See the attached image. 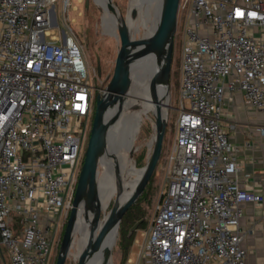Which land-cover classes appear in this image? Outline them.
Instances as JSON below:
<instances>
[{"label": "built area", "instance_id": "1", "mask_svg": "<svg viewBox=\"0 0 264 264\" xmlns=\"http://www.w3.org/2000/svg\"><path fill=\"white\" fill-rule=\"evenodd\" d=\"M56 4L66 14L69 0H0V264H48L92 126L95 74L68 25V35L48 32L58 29ZM179 4L165 189L141 234L146 244L126 264H245L242 204L264 199L238 186L237 148L219 119L234 92L264 119V0ZM256 132L264 136V123Z\"/></svg>", "mask_w": 264, "mask_h": 264}, {"label": "rangeland", "instance_id": "2", "mask_svg": "<svg viewBox=\"0 0 264 264\" xmlns=\"http://www.w3.org/2000/svg\"><path fill=\"white\" fill-rule=\"evenodd\" d=\"M146 11L141 20L136 18L138 10V0H110L111 4L115 6V9L118 10L120 16L124 19L126 18L129 26V34L132 39H140L144 31L149 30L157 22L159 16V11L162 7V0H146ZM185 1V0H182ZM55 18L58 29L49 28L48 32H54L59 34L60 31H64L65 35H68L67 26L71 29L72 38L75 40V43L81 49L82 55L85 58L86 65L88 67V73L94 75L93 79V88L95 94H97L107 85L111 76L112 70L114 67V62L116 59V53L119 48V40H117V28L115 20L111 14H105L101 5L96 0H69V5L66 11V14H63L60 10V7L56 4L55 6ZM121 12V13H120ZM64 18H66V24L64 23ZM182 12L178 11L177 13V29L174 35V43L172 50V63L170 67V79L168 85V106L166 111V129L164 134V141L162 145L161 158L157 163L154 174L150 178L151 180L148 185V192L145 198L139 202V199L132 205L128 210L134 209L141 218L142 222H145L140 228L136 231H133L131 236L132 244L128 245L127 241L122 240V235L125 232H129L134 223H124L120 224V231L117 237V242L115 248L111 252V262L112 264H126L128 259L135 261L137 258L138 251L146 244V237L141 236V234L146 235L148 232L149 221L155 213L157 203H159L162 193L164 192V183H163V172L161 171L162 167L166 164L168 152L172 148L175 135V123L177 118V108H178V97H179V79H180V63H181V29H182ZM46 41L47 38L44 37ZM97 61H99L100 66V76L96 71ZM151 114L152 110L149 111ZM150 113L142 121V126L140 128V133L136 136V141L134 144L135 152L131 154L132 161L136 169H142L150 156L148 151V142L152 137L151 123L149 122ZM154 121L156 118L154 117ZM88 137L85 139L84 146L86 149L88 143ZM136 153V154H135ZM105 164V157L102 158L100 165L98 167V183L100 175L102 172V166ZM137 164V165H136ZM137 166V167H136ZM147 187V186H146ZM108 205L107 210L101 212L100 219H103L107 216L109 210L111 209V203ZM139 202V203H138ZM125 215V214H124ZM123 215V216H124ZM88 216L83 211V216L81 219L80 229L81 236L84 235V229L86 228ZM123 218V217H122ZM122 220V219H121ZM66 221V219H65ZM65 221L63 222V227L58 231L57 236L54 239V244L49 256L48 264L56 263V256L58 253V248L60 245V239L64 231ZM138 221V220H137ZM121 222V221H120ZM129 237V236H128ZM138 239V244L135 245L134 241ZM122 242V243H121ZM121 243V244H120ZM73 252V251H72ZM6 264L7 258L5 257ZM65 264H77V261L73 259V256L70 255L67 257Z\"/></svg>", "mask_w": 264, "mask_h": 264}, {"label": "water", "instance_id": "3", "mask_svg": "<svg viewBox=\"0 0 264 264\" xmlns=\"http://www.w3.org/2000/svg\"><path fill=\"white\" fill-rule=\"evenodd\" d=\"M180 0H164L161 7L157 24L153 34L144 40H136L130 38V34L124 19L119 20L120 26L117 28V37L119 39V48L116 53V59L112 70V76L107 85L97 94L95 99V112L92 119V126L90 129L88 143L83 154V162L79 171L78 180L75 186V193L71 202L70 211L65 221V228L60 239V245L56 256L55 264H65L70 244L71 236L75 227L77 211L83 207L85 214L90 217V241L91 251L83 253L77 264H88L89 259L103 251L105 253V243L107 238L120 227V221L123 215L142 195L152 175L155 167L161 158L162 145L164 141V134L166 129V121L163 123H156L154 121L155 115L159 113L160 100L158 97L152 99L155 114L150 113L149 122L151 123L152 136L154 138L153 147L150 157L146 165L142 168L143 174L137 181L134 192L131 198L124 204H119V195L111 203V209L107 214L106 221L99 233L93 237L96 229V222L99 219L97 207H95L97 190L96 182L98 178V167L100 165L101 156L105 149L106 139L115 122L119 119L124 108V102L128 97V92L125 89V83L128 81L133 67L137 63H143L150 59L159 61L163 59V74L160 81L161 91L168 95V85L170 79V67L172 63V50L174 43V35L177 29V13L179 9ZM108 10L115 13V6L111 2L107 3ZM142 48V50L135 55L134 50ZM136 59L131 63V59ZM96 71L100 76L99 61H97ZM142 220H138L131 227L128 232L130 237L133 231H136ZM111 252L106 254L107 259L111 262Z\"/></svg>", "mask_w": 264, "mask_h": 264}, {"label": "bare ground", "instance_id": "4", "mask_svg": "<svg viewBox=\"0 0 264 264\" xmlns=\"http://www.w3.org/2000/svg\"><path fill=\"white\" fill-rule=\"evenodd\" d=\"M96 1L101 5L105 14H111L115 20L116 28H118L120 26L119 20L122 18V15L120 16L118 10H116L115 13L108 10L107 3H109L110 0ZM138 1L136 18L141 20L146 11L147 1ZM124 22L128 28L126 18H124ZM156 24L157 22L151 29L144 31L140 40L148 39L153 34ZM117 40H119L118 37ZM141 50L142 48H136L134 54L137 55ZM130 61L132 63L135 62L136 59L132 58ZM162 70L163 59L159 61L147 59L145 62L137 63L133 67L131 75L125 83L128 97L124 102L122 114L111 129L108 139H106L105 149L101 156L102 158L105 157V164L101 167L102 172L99 183L98 178L96 182L97 197L95 207H97L99 219L96 222V229L93 237L99 233L107 218L106 216L105 218L100 219L101 212L107 210V206L110 205L112 200H115L117 195H119L120 205L128 201L135 190L134 187L137 181L143 174L142 169L135 168L131 154L135 152L134 144L136 136L140 133V128L143 123L142 121L146 118L148 113H150L149 111L152 110V99L154 97H158L160 100L159 113L155 115V122L158 124L163 123V120L166 117L167 106L169 104L168 95L166 92L161 91L159 86L163 74ZM155 111L153 105L154 114ZM153 143L154 138L152 136L147 144L150 153ZM83 211V207L79 208L77 211L75 227L71 236V244L68 253V257L72 255L73 259L77 262L80 257L83 256L84 252L87 251V254L89 255L91 251L89 216L87 218L86 228L84 229L85 233L82 236L80 234V229L83 228L81 226ZM118 234L119 227L107 238L105 243V253L103 254V251L101 250L100 253L89 259L88 264H112V262L107 259L106 254L112 252L115 248Z\"/></svg>", "mask_w": 264, "mask_h": 264}, {"label": "crops", "instance_id": "5", "mask_svg": "<svg viewBox=\"0 0 264 264\" xmlns=\"http://www.w3.org/2000/svg\"><path fill=\"white\" fill-rule=\"evenodd\" d=\"M223 103L220 126L237 148L238 186L264 199V136L256 132L264 123L263 115L246 107L240 92L226 95ZM240 230L245 237L241 243L245 264H264V203L242 204Z\"/></svg>", "mask_w": 264, "mask_h": 264}, {"label": "trees", "instance_id": "6", "mask_svg": "<svg viewBox=\"0 0 264 264\" xmlns=\"http://www.w3.org/2000/svg\"><path fill=\"white\" fill-rule=\"evenodd\" d=\"M125 18V17H124ZM127 21V20H126ZM127 24H128V22H127ZM128 28H129V26H128ZM151 180V179H150ZM149 183H150V181L148 182V185H149ZM148 185H147V187H146V190H145V192L143 193V195H142V197L139 199V202H141L144 198H145V196H146V194H147V192H148ZM138 202V203H139ZM141 218V215H139L137 212H135L134 211V209H132V210H128L126 213H125V215L123 216V218H122V220H121V224H124L125 222L126 223H134L135 221H137V220H139ZM145 222H142V224L140 225V226H142L143 224H144ZM140 226L138 227V228H140ZM65 228V227H64ZM119 231H120V228H119ZM132 238H133V236H130V237H128V231L127 232H125V233H123V235H122V240L123 241H127V243H128V245H131L132 244ZM122 243V242H121ZM120 243V244H121Z\"/></svg>", "mask_w": 264, "mask_h": 264}, {"label": "flooded vegetation", "instance_id": "7", "mask_svg": "<svg viewBox=\"0 0 264 264\" xmlns=\"http://www.w3.org/2000/svg\"><path fill=\"white\" fill-rule=\"evenodd\" d=\"M140 225H141V224H140ZM140 225H139V226H140Z\"/></svg>", "mask_w": 264, "mask_h": 264}]
</instances>
